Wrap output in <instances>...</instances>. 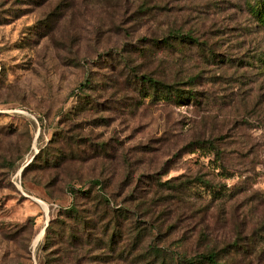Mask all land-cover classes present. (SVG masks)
Returning <instances> with one entry per match:
<instances>
[{
  "label": "rangeland",
  "instance_id": "obj_1",
  "mask_svg": "<svg viewBox=\"0 0 264 264\" xmlns=\"http://www.w3.org/2000/svg\"><path fill=\"white\" fill-rule=\"evenodd\" d=\"M261 2L0 0V264H182L264 238ZM170 26L211 50L151 48ZM147 71L195 95L142 96ZM197 137L218 138L220 162Z\"/></svg>",
  "mask_w": 264,
  "mask_h": 264
},
{
  "label": "trees",
  "instance_id": "obj_2",
  "mask_svg": "<svg viewBox=\"0 0 264 264\" xmlns=\"http://www.w3.org/2000/svg\"><path fill=\"white\" fill-rule=\"evenodd\" d=\"M254 13L256 14L257 18L264 22V3H256L254 7ZM148 44L151 46V48H156L158 50H167V51H174L176 52L178 50V46H190V45H198V46H206V41H200L199 38L196 36L194 31L188 30L186 32L182 31L181 26L175 27L170 26L166 32H164L162 35H151L149 37ZM208 50H211V47H207ZM149 50V48H148ZM212 52V51H210ZM153 54V53H151ZM264 59H261V62H263ZM184 78V77H182ZM195 79L194 75L187 78L184 82H191ZM133 80H136V85L139 88L138 91L142 92V96H150L152 100H160L161 98H165L167 100H172L175 98V100H180L183 102V100H189L192 99L193 95H195L194 90L190 89L188 91H185L183 89L178 88V85L182 84V82H177V79L173 77L171 80L166 79L165 77H159L152 71H147L142 74H136V77H133ZM88 85V83H86ZM191 94V95H190ZM179 101V102H180ZM79 134V133H78ZM74 134V138L78 141L73 140H65V144L67 145L69 151L68 154H63L64 157L67 156L70 160L72 157V151L74 149V146L72 143L79 144L81 143V139L84 137H80V135ZM189 144H196L198 146H208L213 150L215 159L220 162L221 161V155L222 150L218 144V138H199L197 137L195 140H192L189 142ZM58 151H63L61 147L58 148ZM64 152V151H63ZM56 157V156H55ZM61 157V156H60ZM63 157V156H62ZM41 165V164H39ZM220 166V165H219ZM194 181L202 183L206 188H208V191L213 195L215 190H217V195L221 196L224 195V199L226 197H230L232 194H229L227 196L225 191H221L218 186H215L211 183V181L202 179L200 176H196L193 179ZM193 182V181H192ZM161 183V182H158ZM165 183V182H164ZM79 191L82 192V194H86L88 190L79 189ZM226 194V195H225ZM98 204H103L107 206L109 202L107 201H96ZM66 212H77L74 208H68L66 209ZM84 213V212H83ZM83 218V224L84 227L87 224H93V220H90L89 217H82ZM90 220V221H89ZM115 222L112 223L114 225L113 233L111 232L110 236V243L113 245L116 242V237L118 236V221L116 218H114ZM264 222V221H263ZM89 226V225H88ZM94 227L93 225H91ZM264 226V224H262ZM72 227V226H71ZM49 225L46 227V231H48ZM74 231V228H73ZM262 232V229H254L251 232V239L256 233ZM74 233V232H73ZM47 234V233H46ZM249 249L243 246H249ZM149 251L153 253H158L159 249L156 248V246L150 245L148 247ZM248 253L249 255H254L257 257L263 256L264 254V238L262 240H250V243L246 244H240L236 241H230L225 242L221 247H215L210 246V248H207L203 251H200L196 253L194 256L189 257V259H184L182 264H234L236 262V255L239 253ZM154 254V255H155ZM152 255V253H151ZM150 255V256H151ZM149 264V263H147Z\"/></svg>",
  "mask_w": 264,
  "mask_h": 264
},
{
  "label": "bare ground",
  "instance_id": "obj_3",
  "mask_svg": "<svg viewBox=\"0 0 264 264\" xmlns=\"http://www.w3.org/2000/svg\"><path fill=\"white\" fill-rule=\"evenodd\" d=\"M42 233H43V229H41V230L39 231V233L37 234V236H36V240H38V239L41 237Z\"/></svg>",
  "mask_w": 264,
  "mask_h": 264
}]
</instances>
